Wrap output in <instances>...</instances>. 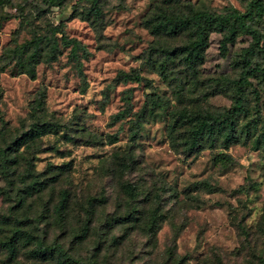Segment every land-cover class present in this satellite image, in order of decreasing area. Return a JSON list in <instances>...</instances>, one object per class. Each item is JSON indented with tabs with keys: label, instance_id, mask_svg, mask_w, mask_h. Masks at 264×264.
Wrapping results in <instances>:
<instances>
[{
	"label": "rangeland",
	"instance_id": "374dc122",
	"mask_svg": "<svg viewBox=\"0 0 264 264\" xmlns=\"http://www.w3.org/2000/svg\"><path fill=\"white\" fill-rule=\"evenodd\" d=\"M97 1L102 17L94 26L83 17L91 0L59 7L0 0V156L5 148L7 159L0 167V264H264V142L256 140L264 126V11L246 20L259 31L262 50L254 46L243 56L252 38L238 30L222 52V31L210 30L194 63L177 48L194 38L195 24L170 34L155 31V22L197 11L242 12L248 0ZM53 28L54 36L62 32L84 46L81 74L58 42L56 57L37 62L30 78L20 71L18 46ZM251 65L260 69L240 87L246 109L237 124L256 133L186 151L185 122L171 146L170 109L225 111L240 70ZM119 71L141 79L122 80ZM147 95L162 103L144 112L131 135ZM123 108L124 116L113 117ZM40 123L60 126L14 143ZM31 181L42 185L28 194ZM124 185L134 188L132 196ZM63 194L64 208L55 212ZM152 212L154 231L145 225ZM15 230L9 253L3 243ZM36 242L60 243L76 263L56 249L34 255Z\"/></svg>",
	"mask_w": 264,
	"mask_h": 264
},
{
	"label": "trees",
	"instance_id": "16d2710c",
	"mask_svg": "<svg viewBox=\"0 0 264 264\" xmlns=\"http://www.w3.org/2000/svg\"><path fill=\"white\" fill-rule=\"evenodd\" d=\"M48 6H61L65 0H43ZM264 11V3L262 0H248L247 8L242 11L232 10L223 15H215L209 12H193L191 16H176L167 19H159L153 25V29L158 31L162 29L167 33H175L182 26L188 24H195L193 35L194 38L184 45L179 46L177 50L179 52H185V56L191 62H199L202 59V53L206 46L207 35L210 30L222 31V37L220 40V48L223 52L226 49V43L233 41V36L239 30L249 34L252 38L251 45L244 47L240 52L243 56L253 55L254 46L257 47V51L262 50L258 46V41L260 38V33L257 29L253 28L246 22V20L251 19L254 15L259 16ZM84 19H88L92 25L96 26L99 19L102 17V12L97 0H91V5L86 12H83ZM230 22L227 23V21ZM56 28H53L49 33L33 34L29 39L25 40L18 46V54L20 60L18 62L20 71L25 72L30 78L34 77L35 74V64L40 60L49 61L56 57L59 53L58 42L62 46L68 47V57L72 60L76 71L81 74V62L79 60V53L84 52V46L75 37H67L62 32L60 35L54 36ZM23 53V57L21 56ZM162 67V64H159ZM258 69V66L251 65L242 68L239 72V77L234 82V94L233 100L228 109L219 112L217 114H207V113H187L184 110L170 109L169 113L172 119L167 124V135L169 138V143L171 146L175 147L177 145V133H175L176 127L182 123H187V128L182 136L181 146L186 151H196L202 148L205 144L210 146L214 145L215 140H219L223 147L228 146L232 142H236L241 136L245 139L250 135H254L256 132L250 127V124H237V116L244 112L246 109L243 93L241 91V85L246 82L247 76L253 75ZM117 76L122 80H132L139 81L141 79L137 72H124L119 71ZM148 106L145 104L136 113V118L132 121L134 124L131 128V135H134L135 130L138 127V120L143 116L144 112L151 113L153 108L157 105H161V98L157 96L147 95L146 99ZM126 113V108L118 110L113 117L120 118ZM179 123V124H178ZM59 124L55 123H40L33 124L29 130L23 132L17 140L14 141L16 145H19L38 136L42 133L48 131L52 126H57ZM60 126V125H59ZM255 128V126H254ZM256 140H262L264 142V126L256 133ZM108 140L110 142L114 141L115 135H108ZM9 148V146L7 147ZM5 149V148H4ZM1 149L0 156V167L5 169L6 167V151ZM4 173V172H3ZM5 178L8 182V177L6 174ZM10 184V183H9ZM42 183L39 181H31L27 186L28 194L37 191L41 188ZM124 191L127 195L132 196L134 194V188L129 185H124ZM8 195V193L6 192ZM9 197V195H8ZM21 198H18L20 200ZM65 195L63 194L57 202L54 204L53 209L55 212L60 213L64 208ZM19 220L20 218H13ZM154 212L149 215L146 220V227L153 230L157 227V220ZM239 228L246 236L248 230L243 224H239ZM9 238L4 241L3 245L9 253H13L14 241L17 236V231H14ZM25 239H29L30 236L25 234ZM56 249L60 255L65 259H70L73 263H76V259L66 253L63 247L58 242H53L50 245H45L42 243H37L34 245L33 254H45L48 251Z\"/></svg>",
	"mask_w": 264,
	"mask_h": 264
}]
</instances>
